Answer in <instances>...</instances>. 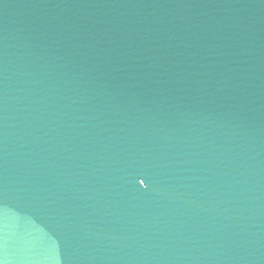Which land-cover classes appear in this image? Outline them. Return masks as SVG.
Masks as SVG:
<instances>
[{"label": "water", "instance_id": "1", "mask_svg": "<svg viewBox=\"0 0 264 264\" xmlns=\"http://www.w3.org/2000/svg\"><path fill=\"white\" fill-rule=\"evenodd\" d=\"M0 264H264V0H0Z\"/></svg>", "mask_w": 264, "mask_h": 264}]
</instances>
